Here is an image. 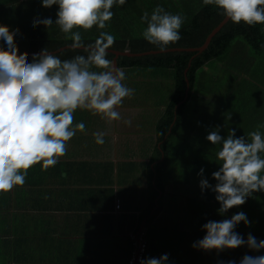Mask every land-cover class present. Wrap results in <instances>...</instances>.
I'll return each mask as SVG.
<instances>
[{
	"label": "trees",
	"instance_id": "trees-1",
	"mask_svg": "<svg viewBox=\"0 0 264 264\" xmlns=\"http://www.w3.org/2000/svg\"><path fill=\"white\" fill-rule=\"evenodd\" d=\"M156 5L185 18L180 29L181 39L167 49L201 46L224 19L215 6L203 5L201 0H127L123 6H113L111 10L114 15L104 29L115 37L110 49L130 50L133 53L159 50L141 35L147 25L141 22L140 17L144 12L151 14ZM56 10L55 5L42 7L39 0H0V24L17 30V54L23 55L26 61H30L32 54L39 53L43 48L62 60L83 54L82 49L68 48L71 40L66 39L55 24L49 29L43 25L29 29L30 23L38 17L55 20ZM80 32L85 43L94 41L99 34L95 26L87 31L80 29ZM107 52V58L113 61L115 55ZM212 61L219 64V68L212 70L207 66ZM117 63L126 69H140L144 76H169L168 79H171L166 86L160 82L155 84L161 90L167 88L158 102L164 109L156 124L157 149L146 164L150 207L147 213L154 209L148 222L150 224L155 220L151 233L159 236L153 239L156 243L154 246H149L145 238L150 254L159 257L168 253L170 264L238 262L244 254H264V249L254 252L244 246L219 253L215 250H197L191 246L205 234L202 224L225 218L216 211L219 203L215 200V194L207 189L201 192L199 187V169L204 168V177L214 184L211 173L219 166L214 161L219 146H213L206 140L207 133L220 126L222 136H226L228 128H235L237 136L246 135L255 130L258 124H264V24L248 26L229 20L201 53L184 50L142 56L125 55L120 56ZM261 132L264 133V128H261ZM74 164L72 161H59L47 171H41L40 164L34 169V165L30 167L25 183L34 187L31 194L33 205L46 201L47 190L42 185L49 176L61 178L65 172L64 176L69 178L78 169V182L98 183L102 177L99 167H96L97 175L92 170L89 175L83 167H74ZM135 168L136 164H133ZM108 172H105V178L111 182ZM172 183L174 187L167 191V185ZM15 192L23 194L27 191L19 186ZM11 196V192L0 193V264H11L12 260L13 264L45 262L40 258L34 263H23L22 248L9 247L7 233L10 225L6 213ZM237 211H244L250 224L245 226L241 222L236 231L245 238L251 232L258 240L264 239V192H257L245 204L229 209L227 218ZM26 214L18 212L22 222L14 223L17 228L21 226L19 231L16 230L17 235L20 231L21 235L24 234ZM132 249L128 261L133 254ZM38 250H32L30 254L27 252V257L36 255Z\"/></svg>",
	"mask_w": 264,
	"mask_h": 264
},
{
	"label": "clouds",
	"instance_id": "clouds-1",
	"mask_svg": "<svg viewBox=\"0 0 264 264\" xmlns=\"http://www.w3.org/2000/svg\"><path fill=\"white\" fill-rule=\"evenodd\" d=\"M126 2L39 0L42 7L57 6L56 18L38 17L29 29L37 25L49 29L55 24L71 40L68 48L82 49L83 54L63 60L43 48L26 61L17 54V30L0 24V193L23 186L33 165L39 163L41 171H47L65 156L67 142L77 132H85L84 122L73 123L77 109L87 110L108 124L121 119L117 109L124 98L134 95L135 89L124 83V70L107 58L115 37L104 29L114 15L113 6H123ZM201 3L215 6L219 14L235 24H264V0H201ZM140 20L147 25L141 33L143 39L160 51L181 39L185 18L179 13L156 5L151 14L144 12ZM93 26L99 34L94 41L85 43L80 29L87 31ZM124 123L130 125L131 120ZM219 128L216 126L205 137L213 146H219L214 160L219 166L211 173L215 183L204 177V168L197 174L201 177V192L207 189L215 194L219 203L216 211L225 218L202 224L205 234L191 246L217 253L241 246L259 252L264 249V239L258 240L251 232L245 238L236 231L241 222L245 226L250 224L247 214L237 211L227 218V213L234 206L245 204L255 193L264 192V133L261 132L264 124L239 136L235 128H228L226 136H222ZM92 135L97 145L105 143L106 132ZM139 264H170L169 255L141 257ZM218 264H264V254H244L238 262L228 260Z\"/></svg>",
	"mask_w": 264,
	"mask_h": 264
},
{
	"label": "crops",
	"instance_id": "crops-1",
	"mask_svg": "<svg viewBox=\"0 0 264 264\" xmlns=\"http://www.w3.org/2000/svg\"><path fill=\"white\" fill-rule=\"evenodd\" d=\"M158 119L145 115L139 120L141 131L138 133L135 121L131 122V131L120 124L122 118L108 124L87 110L74 112L73 123L84 122L85 132H77L69 140L76 138L77 144L70 153L67 146L64 158L59 161L75 162L74 167H83L89 175L90 170L96 174L99 167L102 177L98 183L78 182V169L69 178L64 176L65 172L61 178L49 176L42 185L47 190V198L41 205H33L34 187L24 183L22 188L27 192L20 193L14 204L11 198L6 213L12 227L8 226L9 247L22 248L23 263L43 258L45 262L37 264H127L130 248L134 251L133 246L142 239L147 238L149 246L156 244L153 239L159 236L151 233L155 220L148 222L154 209L147 213L150 207L146 164L157 149ZM97 131L106 132L103 145L94 142L92 133ZM133 164H136L135 169ZM107 170L111 182L105 178ZM17 187L9 192H15ZM171 187L174 183L167 185V191ZM12 208L14 211L10 214ZM19 211L27 213L23 235L21 231L16 234L21 226L17 228L14 224L22 222ZM35 249H39L36 255L28 258L27 252L30 254ZM147 257H154L149 250Z\"/></svg>",
	"mask_w": 264,
	"mask_h": 264
},
{
	"label": "rangeland",
	"instance_id": "rangeland-1",
	"mask_svg": "<svg viewBox=\"0 0 264 264\" xmlns=\"http://www.w3.org/2000/svg\"><path fill=\"white\" fill-rule=\"evenodd\" d=\"M207 66L212 68V70L213 68L216 70L217 68H219L220 65L212 61L209 64H207ZM120 68H122L126 74V80L124 81V83L128 87L135 89L134 95L131 98H124V102L122 106L119 107L120 109L118 111L120 112V116L122 118L120 124L123 123L125 125L126 130L130 129L132 131L133 129L132 124L126 125L124 121L125 120H131V122L135 121L137 122L136 131L139 133L141 131L138 128L140 119L142 120L145 115H152L153 119L156 120L161 114V111L164 109V106L158 105V102L161 99L163 91L166 90L167 87L161 90L158 86L155 85L156 82H160L162 85L164 84L166 86L167 84L169 85L171 83V79H168L169 76H162V77L158 76L157 78L144 76L143 72H141L140 69H136V68H132V69H126L123 67ZM145 127L150 129V126L148 125H146ZM75 141L76 138L67 142V146H69L70 148L68 150V153H70V150H72L75 144H77V142ZM61 158H64V156ZM19 194L20 193L16 194V192L12 193L11 198L13 204L16 198L18 200ZM13 211L14 209L12 208L10 209L9 213L11 214Z\"/></svg>",
	"mask_w": 264,
	"mask_h": 264
},
{
	"label": "water",
	"instance_id": "water-1",
	"mask_svg": "<svg viewBox=\"0 0 264 264\" xmlns=\"http://www.w3.org/2000/svg\"><path fill=\"white\" fill-rule=\"evenodd\" d=\"M225 17L224 19L210 32V34L207 36L205 42L199 46V47H192V48H168L165 51H160V50H150L146 52H141V53H133L130 50H124V51H119V50H113V49H108L107 51L113 53L115 55V58L113 59V63L116 67H118L117 60L120 56H142V55H149V54H155V53H161V52H168V51H191V52H197L201 53L204 50H206L212 40V38L221 30V28L228 22ZM61 48L60 50H62ZM52 53V52H51ZM189 82V80H187ZM189 89V87L187 88Z\"/></svg>",
	"mask_w": 264,
	"mask_h": 264
},
{
	"label": "built area",
	"instance_id": "built-area-1",
	"mask_svg": "<svg viewBox=\"0 0 264 264\" xmlns=\"http://www.w3.org/2000/svg\"><path fill=\"white\" fill-rule=\"evenodd\" d=\"M148 251V244L146 239H142L136 246L127 264H139V258L146 257Z\"/></svg>",
	"mask_w": 264,
	"mask_h": 264
}]
</instances>
